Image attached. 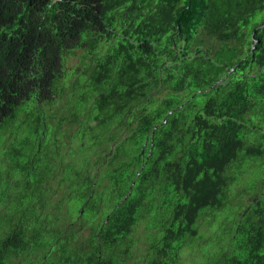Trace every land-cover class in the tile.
I'll list each match as a JSON object with an SVG mask.
<instances>
[{"label":"trees","instance_id":"obj_1","mask_svg":"<svg viewBox=\"0 0 264 264\" xmlns=\"http://www.w3.org/2000/svg\"><path fill=\"white\" fill-rule=\"evenodd\" d=\"M232 196L194 264H264V0H0V264H177Z\"/></svg>","mask_w":264,"mask_h":264},{"label":"rangeland","instance_id":"obj_2","mask_svg":"<svg viewBox=\"0 0 264 264\" xmlns=\"http://www.w3.org/2000/svg\"><path fill=\"white\" fill-rule=\"evenodd\" d=\"M78 60H80L79 55L76 57H69L67 60L68 68L75 65L78 62ZM87 61H88L87 58L83 59V62H87ZM80 62H81V60H80ZM80 70H81V67H78L77 72H79ZM65 92H67V90ZM62 97L66 98L65 96H62ZM59 101H60V99H59ZM59 101H57V104L60 106H59V108H57L53 111L52 117L50 120H52L51 122H54L55 118H58L59 116H61L63 118V120H62L63 122L61 124H59L60 129L69 133V132H71V130L75 129V124L74 123L68 124V122L66 120L68 118V112H65L64 108L61 107L63 105L58 103ZM61 101H64V99H61ZM65 147H66V145L62 146L61 150H63ZM72 147H74V146L72 145ZM248 177H250L249 181H251V183L256 179L254 170H252V169L249 170V174H247L246 179H249ZM246 186L247 185H245V187ZM236 197L237 196L229 197L227 203H225L226 208L224 209V211H222L221 214L218 215L217 219L214 218V220H211L209 215H206V217H204L206 219L207 225L211 224V227L209 230H208L207 226L203 223V221L199 220L198 229H199V231L203 232L202 233L203 236H201V238H198V239L194 238L195 240L192 239V240H194V242L191 245L184 246L180 249L177 264H192L193 262L194 263L195 262L200 263L203 261V258H200V254H199L202 251L201 247L205 244V242L206 243L209 242V240H210L209 243L215 244L223 236V233H222L223 229L222 228L228 226V219L229 218L231 219L232 216H234L233 212L236 209L235 207L238 206V198H236ZM232 198H235V200L233 201ZM59 212L62 215H64V212H65L64 208L61 207L59 209ZM216 223H219V227H217ZM85 234H86V232H85ZM144 234H145L144 221L139 220V222L134 226L133 231L131 233V239L135 241V245L129 251L131 258L126 259L124 257L123 261H125V262H123V264H130L134 260H138L141 256H143L146 253L147 243H146V240L144 239ZM207 245H205V247ZM211 257H213V256L210 253L208 258H211Z\"/></svg>","mask_w":264,"mask_h":264}]
</instances>
